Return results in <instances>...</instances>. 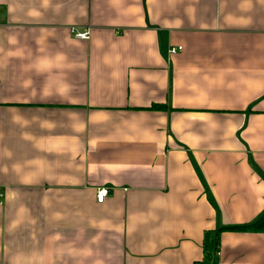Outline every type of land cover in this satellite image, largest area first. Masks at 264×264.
Listing matches in <instances>:
<instances>
[{
  "label": "crops",
  "instance_id": "1",
  "mask_svg": "<svg viewBox=\"0 0 264 264\" xmlns=\"http://www.w3.org/2000/svg\"><path fill=\"white\" fill-rule=\"evenodd\" d=\"M0 195V264H264V0H0Z\"/></svg>",
  "mask_w": 264,
  "mask_h": 264
},
{
  "label": "built area",
  "instance_id": "2",
  "mask_svg": "<svg viewBox=\"0 0 264 264\" xmlns=\"http://www.w3.org/2000/svg\"><path fill=\"white\" fill-rule=\"evenodd\" d=\"M72 35L74 36V38L80 39V40H86L88 38L87 30H83V31H74V30H72ZM178 51H180V47L170 48L167 52H168V55H169V54H174V53H176ZM106 195H107V190L106 189H104V188L98 189L96 191V193H95L96 202L97 203H101ZM0 200H1V195H0ZM193 264H201V263L197 262V263H193Z\"/></svg>",
  "mask_w": 264,
  "mask_h": 264
},
{
  "label": "trees",
  "instance_id": "3",
  "mask_svg": "<svg viewBox=\"0 0 264 264\" xmlns=\"http://www.w3.org/2000/svg\"><path fill=\"white\" fill-rule=\"evenodd\" d=\"M263 223H264L263 219L262 218H258L255 222H252L250 224H246V225L239 226V227H227V228H223L221 230L257 231V230L263 228V226H264Z\"/></svg>",
  "mask_w": 264,
  "mask_h": 264
}]
</instances>
